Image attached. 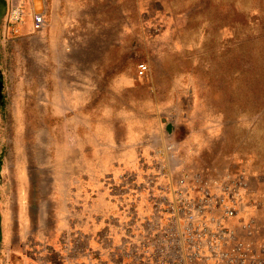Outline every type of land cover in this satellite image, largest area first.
<instances>
[{
    "label": "rangeland",
    "instance_id": "1",
    "mask_svg": "<svg viewBox=\"0 0 264 264\" xmlns=\"http://www.w3.org/2000/svg\"><path fill=\"white\" fill-rule=\"evenodd\" d=\"M23 1L22 34L0 39V208L23 252L58 238L28 214L61 208L62 185L74 205L85 183L108 196L154 154L244 172L264 240V0H55L36 30Z\"/></svg>",
    "mask_w": 264,
    "mask_h": 264
},
{
    "label": "built area",
    "instance_id": "2",
    "mask_svg": "<svg viewBox=\"0 0 264 264\" xmlns=\"http://www.w3.org/2000/svg\"><path fill=\"white\" fill-rule=\"evenodd\" d=\"M31 29H38L43 0H33ZM25 3L6 0L0 39L22 34ZM138 75L147 72L144 63ZM174 156L137 158L112 182L128 205L79 208L77 222L61 228L53 243L32 246L34 264H264V240L248 217L255 201L242 171L208 174L175 166ZM36 258V260H35Z\"/></svg>",
    "mask_w": 264,
    "mask_h": 264
},
{
    "label": "crops",
    "instance_id": "3",
    "mask_svg": "<svg viewBox=\"0 0 264 264\" xmlns=\"http://www.w3.org/2000/svg\"><path fill=\"white\" fill-rule=\"evenodd\" d=\"M43 2L45 13L42 15V17L45 16L44 22L47 24L46 17L49 18L50 16H53L55 7L58 6V4L55 0H43ZM4 3L5 0H3V5L0 9V16L4 11ZM31 4L33 5V0H31ZM32 5H30L31 10L34 8ZM84 149H82V155L78 157V159L82 161H85L86 159V153ZM112 179L115 183H117L116 178ZM87 185L85 183V186H80L82 187L80 190L83 189L82 191L78 189L75 205L72 204V200H70V197L72 196L69 194L68 183L62 185V191H64L66 188V194L62 192L64 197H66L64 198V204L61 206V208H36L32 212L30 211L28 214V223H30V227L38 230H46V228H52V225L54 224L55 230L58 229L59 234L61 228L78 221L79 208H89L91 212H94L97 208H122L123 206L128 205V200H126L124 196L122 202L119 203L121 194H118L119 191H116L117 189H112V191L109 192L107 196V194H105V192L100 189V185L96 186V188L94 186L89 190H87ZM10 218L11 213L9 212L8 214L6 209L0 208V264H34V257L30 255V252L26 253L23 252L24 250H22V245L24 242H21V239H15L13 236H11L10 229L12 228L11 224L13 222ZM15 223L16 228H18L19 222L15 221ZM40 234L41 235L39 237L47 236L46 232H41ZM36 238L34 239L37 241H47L49 243H53L56 240L55 233L50 238ZM29 244L30 242L28 241L25 243V246L28 247V249H31V244Z\"/></svg>",
    "mask_w": 264,
    "mask_h": 264
},
{
    "label": "trees",
    "instance_id": "4",
    "mask_svg": "<svg viewBox=\"0 0 264 264\" xmlns=\"http://www.w3.org/2000/svg\"><path fill=\"white\" fill-rule=\"evenodd\" d=\"M4 4H5V3H4ZM4 13H5V5H4V11H3L2 15L0 16V26H1V21H2V17H3V15H4Z\"/></svg>",
    "mask_w": 264,
    "mask_h": 264
}]
</instances>
